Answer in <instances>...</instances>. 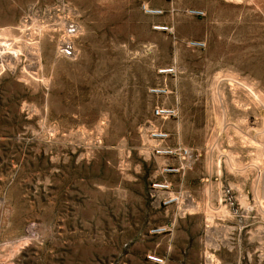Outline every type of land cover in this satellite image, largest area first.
Returning <instances> with one entry per match:
<instances>
[{
	"label": "rangeland",
	"instance_id": "1",
	"mask_svg": "<svg viewBox=\"0 0 264 264\" xmlns=\"http://www.w3.org/2000/svg\"><path fill=\"white\" fill-rule=\"evenodd\" d=\"M203 197L246 201L250 234L210 206L215 251L185 247ZM156 250L264 264V0H0V264Z\"/></svg>",
	"mask_w": 264,
	"mask_h": 264
},
{
	"label": "crops",
	"instance_id": "2",
	"mask_svg": "<svg viewBox=\"0 0 264 264\" xmlns=\"http://www.w3.org/2000/svg\"><path fill=\"white\" fill-rule=\"evenodd\" d=\"M236 205L239 207H242L240 209V218L236 219L235 212L233 211V206ZM224 206L226 208V215L223 216H217L214 217L217 222H222L228 225L229 229L227 230V233L225 234V237H228L230 233H233L234 231H238V234H242L244 237L246 235L250 234V208L247 207L246 201L244 203H239L238 201L234 200H227L226 198H223L217 202L212 200L211 198H201V199H196V207L197 209L193 213H187L184 216V218H189L191 215L196 216V226L195 229L190 228V223L187 221V230L185 231L184 235V245L185 247H190V246H196L197 250L199 252L203 251H208V250H213L215 251V247H211L207 245V239L209 238V224H208V216L206 214V209L210 206ZM189 220V219H186ZM240 223V224H239ZM219 250V248H218ZM150 252V251H149ZM155 254L161 256L163 255V252L161 251H154ZM178 256L174 257L172 255V252L166 253L164 256V263L163 264H186V259L184 258V253L181 255V253L177 254ZM162 257V256H161ZM153 263L152 261H150ZM155 264V263H153Z\"/></svg>",
	"mask_w": 264,
	"mask_h": 264
},
{
	"label": "built area",
	"instance_id": "3",
	"mask_svg": "<svg viewBox=\"0 0 264 264\" xmlns=\"http://www.w3.org/2000/svg\"><path fill=\"white\" fill-rule=\"evenodd\" d=\"M191 13L195 14V15L202 14L200 11H192ZM190 44L192 46H195V47H198V48H201L202 46H204V43L201 42V41H193ZM174 114H175V111L171 107H159V108L154 109V111H153V115L155 117H158V118H167V117L173 116ZM156 136L162 138V137H165V134H158ZM156 154H158L160 156L168 157V156H170L172 154V151L168 150V149L157 148L156 149ZM187 155H188L187 151H183L181 153V157L182 158H185ZM180 169H181V167H172V166L167 164L164 167L163 170L166 173H177V172H179ZM153 187L155 189H168L169 188V184L166 183V182H164V183H155V184H153ZM147 258L150 261H152L153 263H155V264H163L164 263L163 257H161L159 255H149V256H147Z\"/></svg>",
	"mask_w": 264,
	"mask_h": 264
},
{
	"label": "bare ground",
	"instance_id": "4",
	"mask_svg": "<svg viewBox=\"0 0 264 264\" xmlns=\"http://www.w3.org/2000/svg\"><path fill=\"white\" fill-rule=\"evenodd\" d=\"M68 42V41H67ZM64 44V43H63ZM65 45V44H64ZM69 48V47H68ZM166 163V162H165ZM165 228V227H164Z\"/></svg>",
	"mask_w": 264,
	"mask_h": 264
}]
</instances>
